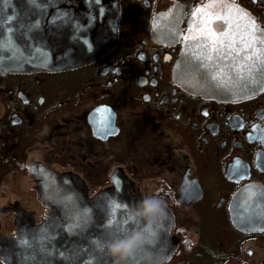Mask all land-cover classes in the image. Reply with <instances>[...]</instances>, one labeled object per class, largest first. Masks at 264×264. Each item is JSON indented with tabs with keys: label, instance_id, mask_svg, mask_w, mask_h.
<instances>
[{
	"label": "flooded vegetation",
	"instance_id": "1",
	"mask_svg": "<svg viewBox=\"0 0 264 264\" xmlns=\"http://www.w3.org/2000/svg\"><path fill=\"white\" fill-rule=\"evenodd\" d=\"M210 1L68 0L97 23L96 51L76 67L0 75V241L45 221L40 189L63 176L89 201L116 188L133 204L160 195L176 242L163 264H264V87L218 101L173 80L188 22ZM225 1L264 40V0Z\"/></svg>",
	"mask_w": 264,
	"mask_h": 264
},
{
	"label": "water",
	"instance_id": "2",
	"mask_svg": "<svg viewBox=\"0 0 264 264\" xmlns=\"http://www.w3.org/2000/svg\"><path fill=\"white\" fill-rule=\"evenodd\" d=\"M200 9L202 11L194 12L188 22L182 50L173 69L174 82L189 94L205 99L236 101L255 96L264 87L260 65L252 72L234 71L236 58L215 54L208 60V53L201 51L205 42L194 39L203 16L209 12L222 17L212 19L213 29L217 30L243 32L249 22L256 25L254 19L225 0H212ZM224 19L229 21L227 25ZM92 22L97 25L92 20L79 22L68 0H0V75L36 69L58 71L82 64L99 47L100 31ZM257 47L264 48V43H258ZM49 184L50 187H41L39 199L52 208L50 214L38 228L21 232L15 239L0 241L2 261L5 264H101L99 258L103 257V264H110L105 251L96 249L93 241L111 211L109 202L128 209L134 205L130 196L116 188L114 194L100 193L89 201L87 191L74 186V181L67 177L51 176ZM240 197L238 194L235 199ZM114 211V222L122 224L125 213L122 209ZM164 216L165 231L153 241V248L163 262L176 248L170 236L171 215L165 210ZM73 224L80 227L72 228ZM126 264H138V256L128 257Z\"/></svg>",
	"mask_w": 264,
	"mask_h": 264
},
{
	"label": "snow or ice",
	"instance_id": "3",
	"mask_svg": "<svg viewBox=\"0 0 264 264\" xmlns=\"http://www.w3.org/2000/svg\"><path fill=\"white\" fill-rule=\"evenodd\" d=\"M201 9H197V12H201ZM222 19V17L216 15L215 12L206 13L202 20L201 25L196 29L198 35L194 39L202 40L205 42L207 48L211 51L208 52L206 58L212 60V52H215L217 57H232L237 59L236 69L241 72L248 71L252 72L257 65H260L261 73H264V48H258V43H264L258 35V29L256 25L249 22L248 27L243 32H231L226 29L224 32L213 31L212 19ZM9 21L12 17L7 18ZM224 24L227 25L229 21L227 19L223 20ZM246 33V34H245ZM188 39V37H185ZM108 207L111 209L103 222L102 230L96 233V239L93 241L95 248L101 251L104 250V244L122 236L126 231L130 230L133 225L128 222L126 206L122 204H116L114 202H109ZM116 209H122L125 213V218L122 224L128 225V227H123L121 222H114L113 215ZM87 212L85 210V216ZM85 222H87L85 220ZM72 228L80 227L79 224L71 225ZM101 264H103V257L99 258ZM111 264V262H110Z\"/></svg>",
	"mask_w": 264,
	"mask_h": 264
},
{
	"label": "clouds",
	"instance_id": "4",
	"mask_svg": "<svg viewBox=\"0 0 264 264\" xmlns=\"http://www.w3.org/2000/svg\"><path fill=\"white\" fill-rule=\"evenodd\" d=\"M165 207L164 199L153 193L128 208V222L133 227L104 244L111 264H126L133 254L138 256V264H163L162 256L153 248V241L165 231Z\"/></svg>",
	"mask_w": 264,
	"mask_h": 264
}]
</instances>
